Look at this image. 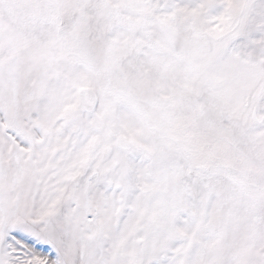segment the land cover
I'll use <instances>...</instances> for the list:
<instances>
[{
  "label": "snow or ice",
  "instance_id": "obj_1",
  "mask_svg": "<svg viewBox=\"0 0 264 264\" xmlns=\"http://www.w3.org/2000/svg\"><path fill=\"white\" fill-rule=\"evenodd\" d=\"M0 264H264V0H0Z\"/></svg>",
  "mask_w": 264,
  "mask_h": 264
}]
</instances>
